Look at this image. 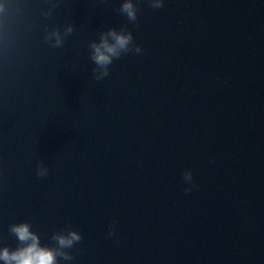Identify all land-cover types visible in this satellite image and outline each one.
Segmentation results:
<instances>
[{
    "label": "water",
    "instance_id": "water-1",
    "mask_svg": "<svg viewBox=\"0 0 264 264\" xmlns=\"http://www.w3.org/2000/svg\"><path fill=\"white\" fill-rule=\"evenodd\" d=\"M122 2L0 0V247L28 221L80 233L59 264H264V0ZM125 25L142 52L95 80Z\"/></svg>",
    "mask_w": 264,
    "mask_h": 264
},
{
    "label": "clouds",
    "instance_id": "clouds-1",
    "mask_svg": "<svg viewBox=\"0 0 264 264\" xmlns=\"http://www.w3.org/2000/svg\"><path fill=\"white\" fill-rule=\"evenodd\" d=\"M149 6L153 9L163 7V0H148ZM53 4L52 7H56ZM2 9V6H0ZM140 9L133 0H123L120 5L119 12L125 15L130 22H136ZM53 14L52 10L44 13L45 18H50ZM75 27L72 24H67L63 28V33L59 27H55L45 37V43L51 48H61L64 46L67 37L73 34ZM111 38V43L109 42ZM90 50V59L97 66L92 69L93 78L97 81L103 80L110 74V65L115 59L121 58L129 52L139 54L142 48L134 43L132 32L127 26H122L119 30L109 28L99 35V43L91 41L88 45ZM98 69H102L98 71ZM37 176L45 177L48 174V169L43 167V163L38 166ZM183 179L189 185L193 182L191 171L183 173ZM191 191V188H185V192ZM9 232L13 234L18 246L15 249H10L7 246L0 247V261L3 264H59L58 258L64 261H71L73 256L65 251L82 240V236L76 230L65 229L59 232H54L51 239L55 242V246L42 245L39 235L32 230V224L28 221L13 223L9 225ZM111 229L109 235H111Z\"/></svg>",
    "mask_w": 264,
    "mask_h": 264
}]
</instances>
